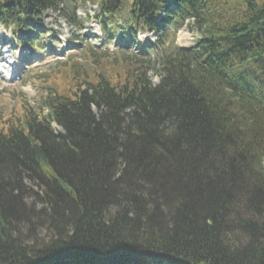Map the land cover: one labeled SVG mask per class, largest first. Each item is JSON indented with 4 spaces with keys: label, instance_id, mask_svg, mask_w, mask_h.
<instances>
[{
    "label": "trees",
    "instance_id": "obj_1",
    "mask_svg": "<svg viewBox=\"0 0 264 264\" xmlns=\"http://www.w3.org/2000/svg\"><path fill=\"white\" fill-rule=\"evenodd\" d=\"M61 1L0 0V23ZM93 1L200 36L153 59L88 47L31 75L35 107L0 92V264H264V0Z\"/></svg>",
    "mask_w": 264,
    "mask_h": 264
},
{
    "label": "rangeland",
    "instance_id": "obj_2",
    "mask_svg": "<svg viewBox=\"0 0 264 264\" xmlns=\"http://www.w3.org/2000/svg\"><path fill=\"white\" fill-rule=\"evenodd\" d=\"M82 0H64L61 4V6L58 8V10L50 9L48 10L44 16L42 17V22L40 23L41 26L34 24V28L32 29V37L34 38V43H38L37 46H41L39 52H36L35 57H40V61L42 65H45L47 62H52L55 59H57L58 55H55L57 51L61 49L60 42H64V39H69L72 44H74L75 47H73L70 50L71 58L73 57L74 60H76L80 65H85V62L83 60V46L85 41L88 44V41L91 43H99L100 38L98 36H95V30L97 27V24L94 22H90L89 18L90 15L94 17L98 14V9H96L93 5L82 4ZM62 7V8H61ZM75 10L77 22L78 24L70 25L68 22L64 21L60 13H64L66 11ZM66 15V14H65ZM186 24L184 26H177L174 25H167L164 28L163 35H161V43L156 42L157 36L154 34L150 35V43L153 42L154 47L152 49L145 47L146 45L144 43H141L134 47H128L126 48L129 52H138L140 50L146 51L144 54H153L152 51L158 50V53L162 52L166 48L169 49L173 47L174 44L182 46V47H189L193 45L196 41V39L199 37L200 32L196 30L193 27V20H188L185 22ZM75 25V26H74ZM111 34H113L112 29H108ZM48 31V32H47ZM43 32H47L48 35H43ZM89 33V34H88ZM84 35V40L82 42L76 40L73 38V36H82ZM4 35L6 38L11 37L12 35V28L10 30L3 29L0 25V37ZM16 43L15 41H13ZM12 44V41L10 42ZM10 44V45H11ZM111 38L107 37L101 46H98V48L94 47L95 52L101 53L103 51H106L107 46L111 45ZM77 45V46H76ZM22 45H19L21 47ZM114 47V46H110ZM115 48V47H114ZM6 53L8 57L12 55L14 61L18 59L19 50H17V53L14 52L16 49L7 47L5 48ZM57 49V50H56ZM105 49V50H104ZM118 48H115L114 51H116ZM35 50V49H34ZM108 50V49H107ZM162 50V51H161ZM56 52L53 54L52 52ZM109 51V50H108ZM110 52V51H109ZM65 55L62 56L64 58ZM156 57V55H155ZM51 59V60H50ZM52 64V63H51ZM48 65V64H46ZM48 66L41 67L40 69H37L38 71L45 70ZM24 70V69H23ZM16 71V68H15ZM26 71L21 72V76L23 75V78L26 79L25 82L23 81V78L19 81H12L7 75V79L0 77V92L2 94V97L5 98L2 99V108L6 110H10L15 106L14 100L7 95V92L14 91L15 93H20L23 96L26 97L29 105L31 107H35L37 100L36 97L38 96L39 91L42 90V87L38 85V83L30 78V71L29 73L25 74ZM157 72L155 69H150L148 72V75L153 82V77L157 76ZM154 83V82H153ZM55 127V126H54ZM262 167L264 169V158L262 160ZM28 183V182H27Z\"/></svg>",
    "mask_w": 264,
    "mask_h": 264
},
{
    "label": "clouds",
    "instance_id": "obj_3",
    "mask_svg": "<svg viewBox=\"0 0 264 264\" xmlns=\"http://www.w3.org/2000/svg\"><path fill=\"white\" fill-rule=\"evenodd\" d=\"M97 31L100 32V28H99V26L97 27ZM159 79H160L159 76H154V77H153V82H154V84H155V83H159Z\"/></svg>",
    "mask_w": 264,
    "mask_h": 264
}]
</instances>
